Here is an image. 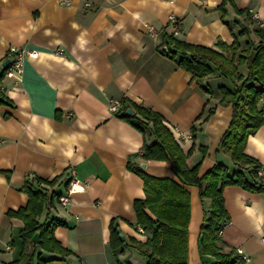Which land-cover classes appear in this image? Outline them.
<instances>
[{
	"label": "crops",
	"instance_id": "0c3cea01",
	"mask_svg": "<svg viewBox=\"0 0 264 264\" xmlns=\"http://www.w3.org/2000/svg\"><path fill=\"white\" fill-rule=\"evenodd\" d=\"M223 1L0 0V93L6 98L0 104V264L20 257L23 221L13 212L26 204L22 187L34 176L55 178L53 184L33 183L32 189L56 194L37 220L60 222L53 235L68 250L61 254L37 247L34 264L38 257L43 264H118L108 243L111 220L127 242L146 238L148 231L137 228L133 209V201L145 195L135 169L177 177L169 161L142 157L152 138L109 111L112 98L158 112L187 154L188 166L199 163V175L216 161L229 172L239 168L217 151L232 113L230 104L219 103V87L229 86L227 78L211 73L203 81L211 89L206 93L190 72L161 52L171 13L180 21L173 36L188 43L220 51L219 44L229 46L234 39L240 49L248 38L256 42L252 13L264 28V0H226L224 12L219 9ZM238 9L248 10L251 22ZM245 23L250 31L240 35ZM147 25L155 28L154 34ZM10 46L37 53L25 56L20 81L4 75ZM223 53L232 52L226 48ZM238 69L247 71L245 64ZM244 152L264 169V121L248 136ZM70 167L85 188L72 193L64 209L57 196L66 190ZM185 187L190 196L187 264H212L215 258L199 244L210 199L199 197L196 184ZM222 196L229 221L218 244L241 249L248 257L244 264H264V187L251 192L226 185ZM125 248L127 259L117 258L120 264H133L139 253ZM31 249L28 243L26 251Z\"/></svg>",
	"mask_w": 264,
	"mask_h": 264
},
{
	"label": "trees",
	"instance_id": "16d2710c",
	"mask_svg": "<svg viewBox=\"0 0 264 264\" xmlns=\"http://www.w3.org/2000/svg\"><path fill=\"white\" fill-rule=\"evenodd\" d=\"M219 5L223 12L224 2ZM237 12L245 14L251 22L246 9ZM235 22L238 19L234 20ZM248 23L242 24L240 35H248ZM252 31L258 40H245L244 48L237 39L226 46L219 44L220 51L211 47L192 44L175 38L172 34L164 36L166 50L161 52L174 60L182 69L190 72L196 78L203 91L211 93V89L204 84V79L211 73L227 78L229 86L219 87L221 97L219 103L231 105L232 113L227 129L224 131L217 151L229 156L230 160L239 167L233 172L221 161H216L208 170L198 174L199 163L188 166L187 154L183 152L170 128L163 122L161 115L149 108L135 104L123 98L115 114L138 129L145 137L152 138L144 145L142 157L154 160L169 161L177 179L168 177H154L142 169H135L143 180L144 197L133 201L137 226L148 234L143 241L130 238L127 242L119 235L117 225L110 222L109 248L116 263L120 264L117 253L123 247L132 246L144 258V264H187V226L190 215V196L186 185L199 186V197L210 199L208 209L203 212L199 226V244L201 251L215 258L212 264H244L242 255L234 248L225 249L218 244L220 230L228 223L229 215L225 209L222 196L226 185H238L251 192L263 190V176L257 171L262 166L254 158L244 152L249 135L262 125L264 121V28L257 23ZM231 49V55L223 51ZM246 65L245 74L240 73L239 66ZM3 72L1 73L2 76ZM6 98L0 93V104ZM132 109L129 115L126 109ZM203 152L205 149L202 150ZM130 167L129 164H127ZM55 178L46 180L38 176L27 180L23 190L27 192L26 204L19 207L13 214L19 216L23 226L19 232L23 248L20 257L13 264H34L37 247L50 252L67 254L53 235V228L60 222L52 219L39 222V216L45 204L50 205L53 192L48 193L41 188L32 189L33 183L53 184ZM59 195V194H58ZM50 202V203H49ZM39 231V239L32 241L34 232ZM32 246L26 251L27 244ZM44 260L37 258L36 264H43Z\"/></svg>",
	"mask_w": 264,
	"mask_h": 264
},
{
	"label": "built area",
	"instance_id": "2783aa9c",
	"mask_svg": "<svg viewBox=\"0 0 264 264\" xmlns=\"http://www.w3.org/2000/svg\"><path fill=\"white\" fill-rule=\"evenodd\" d=\"M252 17L256 20V23L258 25H262L257 13H252ZM179 25H180L179 18L173 13L169 14L168 15V26L170 27V34L175 35L176 32L179 30ZM147 30L150 34H154L155 32V28L152 25H147ZM57 52L60 53L61 51L58 50ZM7 54L9 55V58H8L9 61H8L7 66L5 67L4 75L6 77L13 78L17 81L21 80L22 65H23V60L25 56L35 57L37 55V53L33 50H26L24 48H18L15 46H10ZM120 104H121L120 99H117V98L110 99L108 101L109 111L115 113L118 110ZM171 129L176 130V127L172 126ZM68 170H69L68 174L70 176V179L66 187V190L65 192L60 193L57 196V202L59 206H61L64 209L67 208L68 205L70 204L71 194L74 192H81L85 188V183L82 182L76 176L75 169L73 167H70ZM257 173L258 175L263 176L264 175L263 167L259 168ZM226 225L227 223L224 224L223 227H225ZM137 228L140 231H142V228L140 226H137ZM219 232L221 233V230ZM261 241L264 244V234H262L261 236ZM237 251L242 255L244 260L248 259L247 255L244 254L241 249H238Z\"/></svg>",
	"mask_w": 264,
	"mask_h": 264
},
{
	"label": "rangeland",
	"instance_id": "374dc122",
	"mask_svg": "<svg viewBox=\"0 0 264 264\" xmlns=\"http://www.w3.org/2000/svg\"><path fill=\"white\" fill-rule=\"evenodd\" d=\"M121 251H123V252H125V253H123V252H121ZM121 251H119L118 253H117V256H118V258L120 259V260H126L127 258V256L129 255V249H127V248H125L124 250H121ZM124 254V255H123ZM137 254V253H136ZM135 253H134V255L135 256H137V258L138 259H133V264H142V260H144L142 257H141V255H139V254H137L136 255Z\"/></svg>",
	"mask_w": 264,
	"mask_h": 264
},
{
	"label": "water",
	"instance_id": "95a60500",
	"mask_svg": "<svg viewBox=\"0 0 264 264\" xmlns=\"http://www.w3.org/2000/svg\"><path fill=\"white\" fill-rule=\"evenodd\" d=\"M164 50H166V47H164L163 48ZM8 59H6L4 62H3V66H7V64H8ZM131 113V109L130 108H128V109H126V111H125V114L126 115H129ZM144 166V164H142V167ZM118 229V228H117ZM119 235L121 236L122 234L121 233H119ZM39 239V231L37 230L36 232H34V234L32 235V237H31V240L32 241H37Z\"/></svg>",
	"mask_w": 264,
	"mask_h": 264
}]
</instances>
